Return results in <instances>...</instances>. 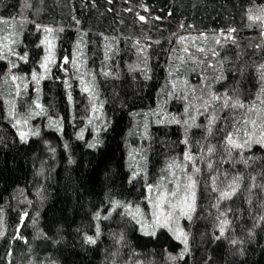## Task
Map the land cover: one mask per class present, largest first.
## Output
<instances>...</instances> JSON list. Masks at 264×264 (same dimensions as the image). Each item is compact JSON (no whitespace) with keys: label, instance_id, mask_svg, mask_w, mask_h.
<instances>
[{"label":"trees","instance_id":"obj_1","mask_svg":"<svg viewBox=\"0 0 264 264\" xmlns=\"http://www.w3.org/2000/svg\"><path fill=\"white\" fill-rule=\"evenodd\" d=\"M255 111L264 0H0V264H264ZM187 152L182 243L128 208Z\"/></svg>","mask_w":264,"mask_h":264},{"label":"rangeland","instance_id":"obj_2","mask_svg":"<svg viewBox=\"0 0 264 264\" xmlns=\"http://www.w3.org/2000/svg\"><path fill=\"white\" fill-rule=\"evenodd\" d=\"M48 51V49H47ZM52 47H49L46 61L52 55ZM232 111V112H231ZM155 112L160 114V108ZM23 109L18 111L17 119L22 129V134L31 131L32 124H28L23 116ZM230 113L238 114L243 117L244 114L237 110L230 109ZM161 114H163L161 112ZM205 111L199 112L200 123L205 122ZM165 116V113L164 115ZM241 121V119L239 120ZM145 124L144 126H146ZM236 135H233V141L241 145V148H246L254 143H264V115L255 111L250 119L242 121L237 126ZM135 139V138H134ZM135 152H140L142 149L138 145V139L131 141ZM189 152L185 153L181 159H175L168 166V173L164 178H161L156 185L150 187L148 195L145 198V209L139 205L129 206L128 210L138 221L140 228L147 232H156L159 227H167L173 235L185 243L187 235L180 221L182 218H190L195 209V190L193 179L195 176L189 175L190 166L186 162H190ZM186 166V168H185Z\"/></svg>","mask_w":264,"mask_h":264},{"label":"snow or ice","instance_id":"obj_3","mask_svg":"<svg viewBox=\"0 0 264 264\" xmlns=\"http://www.w3.org/2000/svg\"><path fill=\"white\" fill-rule=\"evenodd\" d=\"M141 19H143V17H141ZM21 135L23 136V134H21ZM228 143H229V144H232L234 147H241V145L236 144L235 141H233L231 138H229ZM222 195H223L224 197H228V196L230 195V193H227V192H226V193H222ZM89 240H90V242H92V243L95 242V241L91 240V238H89ZM185 243H186V238H185Z\"/></svg>","mask_w":264,"mask_h":264}]
</instances>
